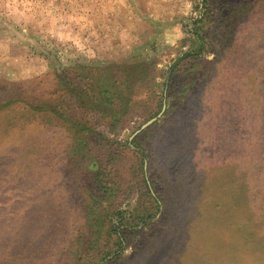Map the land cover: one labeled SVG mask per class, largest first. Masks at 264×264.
<instances>
[{
  "label": "rangeland",
  "instance_id": "rangeland-1",
  "mask_svg": "<svg viewBox=\"0 0 264 264\" xmlns=\"http://www.w3.org/2000/svg\"><path fill=\"white\" fill-rule=\"evenodd\" d=\"M187 55L203 82L171 108ZM64 72L135 83L101 114ZM262 161L264 0H0V264H110L118 214L150 220L111 264H264Z\"/></svg>",
  "mask_w": 264,
  "mask_h": 264
},
{
  "label": "trees",
  "instance_id": "trees-1",
  "mask_svg": "<svg viewBox=\"0 0 264 264\" xmlns=\"http://www.w3.org/2000/svg\"><path fill=\"white\" fill-rule=\"evenodd\" d=\"M197 22L199 21H196L195 25ZM237 26H238V22L236 21V25H234L233 30L236 29ZM195 34L198 35V33ZM205 34H206L205 36L207 37L208 33ZM198 36L201 39L204 38V35L203 36L198 35ZM226 38H229L228 40L232 41L233 32L231 36L230 35L228 37L226 36ZM234 42L235 41H233V43ZM237 42L239 41H236V43ZM187 57H188L187 61L183 60L182 63L177 62L173 66H171L167 74L168 76L165 82L162 84L163 88H165V91L163 92L165 96L167 94V97L171 95V97L173 98L171 102V108H173L175 104L182 105V103H184L187 100L190 93L199 86L198 83L203 82V80L201 81L200 79H195L196 78V71L194 68L196 62L195 57H192V55H187ZM215 61L219 62L220 58H217ZM214 65L215 62L211 63L209 67L212 69ZM211 71H215V70L212 69ZM215 75L216 74L214 72H211V74H209L208 76L207 82L210 83V80ZM70 76L72 75L66 72L56 75L57 85L63 91V93H66L67 95L76 98L77 104L79 105L81 104L84 108L91 109L101 114L107 111L110 113L113 112L116 109V105L118 104L119 100H121L122 98H125V100H127L132 95L133 87L135 83L133 81L128 85V87H126L128 91V96H123L126 95V89L123 92L119 89V87L117 86L118 78L114 74L113 76H111V78L108 77L104 78L103 76L100 75L99 77H97L95 81L92 82V84L85 86V89H81L82 91H80L78 88V85H80L81 76L80 75L74 77H70ZM129 77L137 81L134 73H130V76L127 77L124 76L123 77L124 81H126V78L128 79ZM174 90L176 91L174 92ZM91 93L93 94L92 96L90 95ZM101 98H104L102 102L100 101ZM260 163L262 164L264 163V161ZM101 173L103 174L100 173L97 174L95 179V185H96L95 188L97 194L101 195V198L103 199L110 198L112 195L109 193L111 189L106 181L107 176L104 172ZM118 216L120 219L119 222L122 223L123 221L122 225H120V227L118 228H113V226L111 225V228H109L110 240L113 243H115V247L117 248L112 255L113 258L111 259L109 258L108 262H110V264L118 261V259L120 258L123 245L128 241L129 237H131L130 235L132 233V228L145 226L150 220L149 214L138 216L135 218H130L127 219V221H124L122 215L118 214Z\"/></svg>",
  "mask_w": 264,
  "mask_h": 264
},
{
  "label": "water",
  "instance_id": "water-1",
  "mask_svg": "<svg viewBox=\"0 0 264 264\" xmlns=\"http://www.w3.org/2000/svg\"><path fill=\"white\" fill-rule=\"evenodd\" d=\"M153 122V120L152 121H150V122H148L146 125H144L143 127H142V129L143 128H145V127H147L149 124H151Z\"/></svg>",
  "mask_w": 264,
  "mask_h": 264
}]
</instances>
